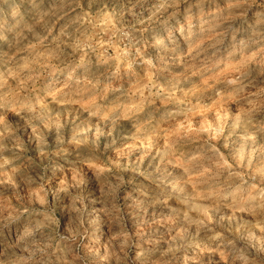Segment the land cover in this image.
<instances>
[{"label":"rangeland","instance_id":"1","mask_svg":"<svg viewBox=\"0 0 264 264\" xmlns=\"http://www.w3.org/2000/svg\"><path fill=\"white\" fill-rule=\"evenodd\" d=\"M0 264H264V0H0Z\"/></svg>","mask_w":264,"mask_h":264},{"label":"clouds","instance_id":"2","mask_svg":"<svg viewBox=\"0 0 264 264\" xmlns=\"http://www.w3.org/2000/svg\"><path fill=\"white\" fill-rule=\"evenodd\" d=\"M43 111H46L47 110V106L45 105V106H43V109H42ZM28 111H30V112H35V113H37V115L39 114V112L41 111V109H39V108H28ZM35 118V117H34ZM75 211H77L78 213L80 212V210L79 209H75ZM51 224L52 225H55V227L56 228H58L59 227V220H56V219H53V220H51ZM53 230H55V228L53 229ZM32 235V230L31 229H28V228H26L25 229V231H24V233L20 236V240L21 241H24L27 237H29V236H31ZM62 239H63V237H62ZM39 251H44L43 249H38ZM61 251H63V250H61ZM62 258V257H61Z\"/></svg>","mask_w":264,"mask_h":264}]
</instances>
